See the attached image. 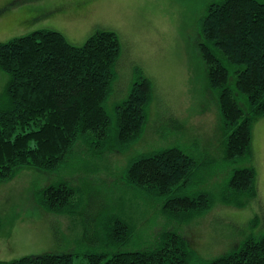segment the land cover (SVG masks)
<instances>
[{"label": "rangeland", "instance_id": "obj_1", "mask_svg": "<svg viewBox=\"0 0 264 264\" xmlns=\"http://www.w3.org/2000/svg\"><path fill=\"white\" fill-rule=\"evenodd\" d=\"M216 1L0 0V42L43 28L60 32L74 45L98 30L117 34V77L104 101L112 118L134 81L145 77L151 87L142 131L126 147L95 151L79 138L57 169L23 166L0 181V260L70 252L73 264H87L83 251L148 248L172 230L186 241L190 264H198L264 234V115L251 124V155L227 159L218 101L197 47L201 19ZM6 77L0 69V95ZM173 146L197 163L190 181L177 191L208 193L211 203L204 213L166 212L162 198L126 179L132 159ZM247 166L255 170L256 195L245 200L239 194L237 203L224 200L232 169ZM58 182L79 191L75 215L48 212L38 202L40 191ZM105 218L127 221L131 240L111 247L102 226Z\"/></svg>", "mask_w": 264, "mask_h": 264}, {"label": "trees", "instance_id": "obj_2", "mask_svg": "<svg viewBox=\"0 0 264 264\" xmlns=\"http://www.w3.org/2000/svg\"><path fill=\"white\" fill-rule=\"evenodd\" d=\"M200 33L197 47L208 87L218 101L225 157L233 162L246 159L252 152L251 124L264 115V2H212L201 19ZM120 52L117 34L110 29L94 32L81 45L46 28L0 42V69L7 76L0 95V181L23 166L57 169L79 138L101 151L108 146L124 148L140 135L151 92L149 79L133 82L127 98L115 105L114 118L104 105L117 77ZM196 166L190 155L173 146L132 159L125 176L129 183L162 198L164 211L199 215L209 209V194L177 191L190 181ZM256 191L254 168H233L223 199L237 203L239 194L249 200ZM78 195L74 186L58 182L43 188L37 199L48 212L75 215ZM102 226L111 247L131 240L133 231L123 219L105 218ZM82 254L87 264H190L191 260L186 241L172 230L163 232L152 247ZM73 256L43 253L0 264H73ZM198 264H264V234Z\"/></svg>", "mask_w": 264, "mask_h": 264}]
</instances>
